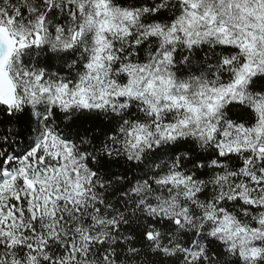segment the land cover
Segmentation results:
<instances>
[{
    "label": "snow or ice",
    "instance_id": "1",
    "mask_svg": "<svg viewBox=\"0 0 264 264\" xmlns=\"http://www.w3.org/2000/svg\"><path fill=\"white\" fill-rule=\"evenodd\" d=\"M0 264H264V0H0Z\"/></svg>",
    "mask_w": 264,
    "mask_h": 264
}]
</instances>
